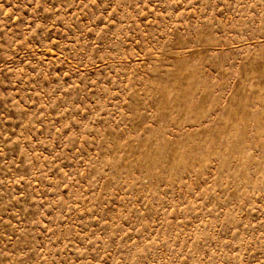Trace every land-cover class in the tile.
<instances>
[{
	"label": "rangeland",
	"instance_id": "374dc122",
	"mask_svg": "<svg viewBox=\"0 0 264 264\" xmlns=\"http://www.w3.org/2000/svg\"><path fill=\"white\" fill-rule=\"evenodd\" d=\"M0 264H264V0H0Z\"/></svg>",
	"mask_w": 264,
	"mask_h": 264
}]
</instances>
